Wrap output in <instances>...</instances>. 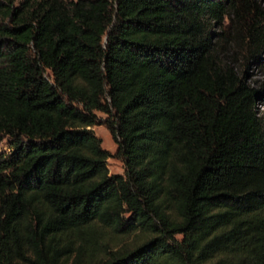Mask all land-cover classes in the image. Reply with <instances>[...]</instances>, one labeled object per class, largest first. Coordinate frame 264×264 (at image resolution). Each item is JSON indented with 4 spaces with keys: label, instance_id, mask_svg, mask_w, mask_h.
<instances>
[{
    "label": "trees",
    "instance_id": "1",
    "mask_svg": "<svg viewBox=\"0 0 264 264\" xmlns=\"http://www.w3.org/2000/svg\"><path fill=\"white\" fill-rule=\"evenodd\" d=\"M253 63L264 0H0V264H264Z\"/></svg>",
    "mask_w": 264,
    "mask_h": 264
},
{
    "label": "rangeland",
    "instance_id": "2",
    "mask_svg": "<svg viewBox=\"0 0 264 264\" xmlns=\"http://www.w3.org/2000/svg\"><path fill=\"white\" fill-rule=\"evenodd\" d=\"M239 70L242 76L247 80L253 88L259 93V105L258 110L260 116L264 120V63H253L250 65L240 64ZM102 119V124L93 128L95 134L102 142V148L109 152L110 159L108 161L110 174L113 176H124L126 166L123 158L119 155V147L116 141L113 139L110 130L105 125L107 116L102 113H98ZM9 141L5 136H0V156L9 154Z\"/></svg>",
    "mask_w": 264,
    "mask_h": 264
}]
</instances>
